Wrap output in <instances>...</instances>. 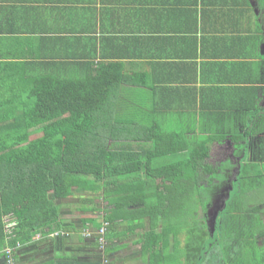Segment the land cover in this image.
Returning a JSON list of instances; mask_svg holds the SVG:
<instances>
[{"label": "trees", "instance_id": "1", "mask_svg": "<svg viewBox=\"0 0 264 264\" xmlns=\"http://www.w3.org/2000/svg\"><path fill=\"white\" fill-rule=\"evenodd\" d=\"M78 62L73 66L84 63ZM49 63L44 61L38 78H0V258L11 256L18 264L20 251L60 244L62 234L75 229L61 212L68 203L58 200L77 191L85 195L82 224L97 231L104 225L106 242L139 234L149 264H166L183 253L182 264L220 254L226 264H264V217L258 205L249 206L253 195L262 194L264 178L253 171L264 158L256 165L240 159L234 193L210 235L206 205L226 185V170L238 164L210 163V145L218 137L188 141L187 131L144 123V114L123 111L113 101L121 80L103 79L102 64L86 70L66 63L55 73ZM140 120L147 125L135 127ZM243 145L235 143L236 154ZM97 196L102 221L85 214ZM109 248L115 249L111 243Z\"/></svg>", "mask_w": 264, "mask_h": 264}, {"label": "crops", "instance_id": "2", "mask_svg": "<svg viewBox=\"0 0 264 264\" xmlns=\"http://www.w3.org/2000/svg\"><path fill=\"white\" fill-rule=\"evenodd\" d=\"M45 60L55 73L102 64L103 79L121 80L113 101L123 111L149 112L144 123L187 131L188 141L218 137L210 159L264 158V0H0V78H38ZM258 164L250 173L264 178ZM262 192L249 206L264 217ZM71 204L61 212L75 230L20 251L18 264H149L139 234L99 246Z\"/></svg>", "mask_w": 264, "mask_h": 264}, {"label": "rangeland", "instance_id": "3", "mask_svg": "<svg viewBox=\"0 0 264 264\" xmlns=\"http://www.w3.org/2000/svg\"><path fill=\"white\" fill-rule=\"evenodd\" d=\"M143 113V112H142ZM149 113V112H148ZM147 113V114H148ZM147 114L145 115V117H147ZM137 124H140V125H142L143 123H142V121H138V123ZM218 157H216V158H214L213 160H210L211 162H215V161H217L216 159H217ZM225 157H223V158H221V159H224ZM220 160V159H219ZM261 185H262V188L264 187V182H262L261 183ZM264 189H261V193H263L262 191H263ZM81 193V192H80ZM80 193H78L77 191L74 193V195L73 196H71V198L69 199V201H67L68 203H72L71 204V208L72 209H69V211H71V212H73L72 213V216H76L77 218H80L79 216H78V214H80L81 213V210H79V208H81L83 205V201L82 200H84L85 199V195L82 193V194H80ZM95 204H93L94 206H95V208L93 209V210H86V212H85V214L86 215H96V216H98V218H99V221H102V215H103V211H101V210H99L98 211V209H100V208H102V205H103V203H102V197H95V202H94ZM88 205L91 207L92 205L91 204H89L88 203ZM84 206L86 207V204H84ZM212 207V206H211ZM211 209V208H210ZM209 209V210H210ZM185 213H187L186 212V210H185ZM200 216H201V214H199ZM181 219H184V214H182L181 215ZM182 222V221H181ZM104 234H105V232H104ZM104 234H103V239H104V243L102 244V245H105L106 244V241H105V238H104ZM183 236L184 235H182V236H180V240H181V244H183ZM38 237V236H37ZM37 237H34V239H37ZM218 238V236L215 238L217 241H218V243L220 244V246H222V241H223V239H217ZM220 238V237H219ZM225 238V237H224ZM226 240V239H225ZM227 241L228 240H226V243H227ZM225 243V244H226ZM101 245V246H102ZM172 246H173V244H171L170 245V248H172ZM34 246H31V248H33ZM181 252V251H180ZM185 255H184V253L182 254V257H181V254L180 255H177V257L176 258H170L169 259V261H168V263H166V264H182V261H184L185 260V257H184Z\"/></svg>", "mask_w": 264, "mask_h": 264}, {"label": "flooded vegetation", "instance_id": "4", "mask_svg": "<svg viewBox=\"0 0 264 264\" xmlns=\"http://www.w3.org/2000/svg\"><path fill=\"white\" fill-rule=\"evenodd\" d=\"M220 159V160H219ZM219 159H216L217 161H215L214 163L213 162H211L210 161V163H212L213 165H215V163L217 162V164L218 163H225L226 161L227 162H230V164L231 163H233L235 160H233V159H229V158H224V159H221V158H219ZM210 160H213V159H210ZM227 171V174H228V180H227V183H226V185L223 187V188H218L219 189V192L218 193H215L213 196H212V202L210 203V204H207L206 205V212H205V214H204V216L203 217H205L204 218V220H205V222L207 221V219H208V217H207V213H208V210L211 208V206H213V203H214V201L218 198V197H220L224 192H226V189L229 187V185H230V182H231V180L234 178V176H233V169H232V167L230 168V172L228 171V169L226 170ZM235 182V181H234ZM233 182V183H234ZM233 189H234V186H233V188H232V190L230 191V197H229V199L232 197V194L234 193L233 192ZM228 199V200H229ZM227 200V201H228ZM219 216V215H218ZM217 220H218V218H216ZM247 219H248V215H247ZM216 220V221H217ZM216 224V223H215ZM214 230H215V228H214ZM214 232V231H213ZM236 253V251L235 250H232L231 251V253H229V259H231V260H233V255ZM215 255V252L214 251H212V253H211V256H214ZM225 257V258H224ZM226 256L224 255L223 256V254H220V256L218 257H212V258H208L207 260H203L204 262L202 263V264H226V262H224V261H226Z\"/></svg>", "mask_w": 264, "mask_h": 264}, {"label": "water", "instance_id": "5", "mask_svg": "<svg viewBox=\"0 0 264 264\" xmlns=\"http://www.w3.org/2000/svg\"><path fill=\"white\" fill-rule=\"evenodd\" d=\"M239 168H240V165L237 166L236 174L239 173ZM234 180H236V175H234L233 181ZM231 183L232 182H230L229 187L226 189V192H224L220 197H218L214 201L211 209L208 210V213H207L208 219L206 221V225H207V229H208L210 235L213 234L218 213L224 209V207L226 205V201L229 199L230 191L232 190Z\"/></svg>", "mask_w": 264, "mask_h": 264}, {"label": "built area", "instance_id": "6", "mask_svg": "<svg viewBox=\"0 0 264 264\" xmlns=\"http://www.w3.org/2000/svg\"><path fill=\"white\" fill-rule=\"evenodd\" d=\"M13 224H9V225H7V227H9V226H12ZM104 232H105V227H104V225L102 226V228H100L98 231H97V238H98V243L100 244V245H102L103 243H104V239H103V234H104ZM20 245L19 244H17V247H19ZM10 252H11V250L10 249H7L6 250V253L7 254H10ZM5 261L7 264H13V258L11 257V256H7L6 257V260L5 259H2V258H0V261Z\"/></svg>", "mask_w": 264, "mask_h": 264}]
</instances>
